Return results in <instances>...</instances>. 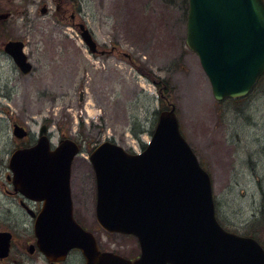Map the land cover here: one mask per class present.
I'll return each instance as SVG.
<instances>
[{
  "label": "rangeland",
  "instance_id": "374dc122",
  "mask_svg": "<svg viewBox=\"0 0 264 264\" xmlns=\"http://www.w3.org/2000/svg\"><path fill=\"white\" fill-rule=\"evenodd\" d=\"M45 4L54 10L52 0H0V231L15 238L0 264H49L21 250L33 220L6 192L10 155L25 141L13 134L15 123L30 131L28 142L46 124L54 145L65 137L82 145L71 178L74 214L102 236L89 154L106 140L140 152L170 103L212 177L220 223L255 233L264 244V75L246 97L218 101L186 42L189 0H80L102 54H92L78 30L70 27L65 35L51 12H41ZM9 38L27 39L34 65L29 74L5 52ZM113 238L122 249L134 241L120 233ZM65 264L79 259L73 255Z\"/></svg>",
  "mask_w": 264,
  "mask_h": 264
},
{
  "label": "water",
  "instance_id": "95a60500",
  "mask_svg": "<svg viewBox=\"0 0 264 264\" xmlns=\"http://www.w3.org/2000/svg\"><path fill=\"white\" fill-rule=\"evenodd\" d=\"M82 35L97 52L90 31L84 28ZM186 42L217 100L247 95L264 73V0H189ZM5 50L24 73L31 71L22 41H9ZM46 131L44 125L35 145L15 150L9 166L16 188L45 201L34 231L52 264L73 248L82 250L86 264H264L256 238L228 231L218 221L211 175L183 135L174 104L159 113L142 152L107 140L90 154L97 221L109 232L138 238L141 254L135 260L100 251L94 234L76 220L71 170L80 146L66 138L51 150ZM14 134L22 138L27 131L15 124ZM12 237L0 232V259L9 255Z\"/></svg>",
  "mask_w": 264,
  "mask_h": 264
},
{
  "label": "flooded vegetation",
  "instance_id": "af4514ba",
  "mask_svg": "<svg viewBox=\"0 0 264 264\" xmlns=\"http://www.w3.org/2000/svg\"><path fill=\"white\" fill-rule=\"evenodd\" d=\"M52 1L55 3L54 10L52 11V9H50V7L45 4L41 8V12L42 11H45L44 13L51 12L52 17H54L57 23L60 24V27L65 26L67 28V30H65V35L68 36L70 34V32L68 31L70 27H72L75 30H78L80 34L82 26L86 24L85 15L81 13L82 9L80 6V0H52ZM6 14H8L10 17L12 16L13 13L9 11ZM9 17L5 18L4 20L5 23H7V21L9 20ZM73 36L75 37V35ZM10 40L23 41L25 47L27 46V39L25 38L24 39L23 38H9L7 41H10ZM28 137L29 135L26 136L24 139H27ZM36 141H37L36 137L33 139V141H29V142L24 141L23 143H21L22 144L21 147L32 145ZM7 180L9 181L11 185V189L7 188L6 192L14 197V200H16L22 213L28 216L29 218H31L34 222L35 217L41 212L42 208L44 207V201L29 198L26 195H24V193L21 192L19 189H16V186L14 185V179H12L10 174L7 175ZM90 230L95 234L97 238V242H98V247L101 251H113L127 258H130L131 260H135L136 258L140 256L141 247L138 242V239L135 236L123 235L124 237H129L131 240L133 239L134 241L131 244L126 245V247H124L125 249H122V247H120L122 245L119 244L118 241L113 238V235H115V233H110L104 229L106 233H104L102 236H99L97 234L98 231L94 229H90ZM31 233H33L31 239L23 245L21 250H24V251L27 250L28 253L31 255V257L38 256V257H43L46 259V257L44 256V254L41 252V250L39 249L37 245V237L34 233V230ZM104 237L106 238V241L100 240V238H104ZM14 239L15 238L13 235V240ZM13 240L11 244V252H12V248L14 245ZM30 248H33V252L30 251ZM73 255L78 257L79 264H86V257L84 256L83 252L80 249H73L69 253L66 260L63 261L61 264H65L69 260V258ZM7 259L8 258L0 260V263L5 262ZM47 262L49 264H52L48 260Z\"/></svg>",
  "mask_w": 264,
  "mask_h": 264
},
{
  "label": "trees",
  "instance_id": "16d2710c",
  "mask_svg": "<svg viewBox=\"0 0 264 264\" xmlns=\"http://www.w3.org/2000/svg\"><path fill=\"white\" fill-rule=\"evenodd\" d=\"M246 235H253V236L257 237L258 239H260L258 236L255 235V233H252V232H248V233H246Z\"/></svg>",
  "mask_w": 264,
  "mask_h": 264
}]
</instances>
